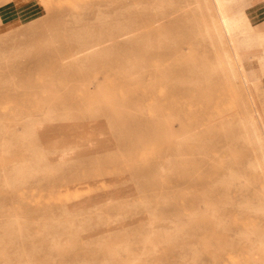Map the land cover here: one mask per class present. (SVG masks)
<instances>
[{"label": "rangeland", "instance_id": "obj_1", "mask_svg": "<svg viewBox=\"0 0 264 264\" xmlns=\"http://www.w3.org/2000/svg\"><path fill=\"white\" fill-rule=\"evenodd\" d=\"M197 1L0 0V264H264L263 63Z\"/></svg>", "mask_w": 264, "mask_h": 264}, {"label": "crops", "instance_id": "obj_2", "mask_svg": "<svg viewBox=\"0 0 264 264\" xmlns=\"http://www.w3.org/2000/svg\"><path fill=\"white\" fill-rule=\"evenodd\" d=\"M222 3L227 24L234 28L231 39L239 56L248 59L258 54L260 59L264 56V0H222Z\"/></svg>", "mask_w": 264, "mask_h": 264}, {"label": "bare ground", "instance_id": "obj_3", "mask_svg": "<svg viewBox=\"0 0 264 264\" xmlns=\"http://www.w3.org/2000/svg\"><path fill=\"white\" fill-rule=\"evenodd\" d=\"M198 9L205 14L204 10L210 15V23L206 26V31L209 34H217L220 36H229L231 38L234 28L227 24L226 11L222 0H201L197 1ZM212 25V27H211ZM233 40L231 39L230 42ZM87 54V52L85 51ZM264 61V56L260 58ZM259 166H264V152L260 153L256 158Z\"/></svg>", "mask_w": 264, "mask_h": 264}]
</instances>
